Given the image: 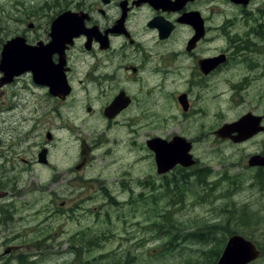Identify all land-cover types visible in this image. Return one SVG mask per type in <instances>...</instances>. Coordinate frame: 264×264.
<instances>
[{
	"label": "flooded vegetation",
	"instance_id": "obj_1",
	"mask_svg": "<svg viewBox=\"0 0 264 264\" xmlns=\"http://www.w3.org/2000/svg\"><path fill=\"white\" fill-rule=\"evenodd\" d=\"M27 1L7 0V7L0 9V62L4 46L11 44L12 48L20 46L33 53L47 54L51 71L32 65L24 66L15 75L0 70V86L14 89L12 93L18 101L22 100L19 90H26L29 102L35 103L59 105L75 98L83 103L90 117L100 114L107 129L118 124L136 139L143 134L141 146L153 157L155 165L156 147L189 146L194 163L189 166L179 163L163 173L156 166L161 178L159 184L154 179L121 180L119 192L127 193L128 199H137L139 195L155 198L156 191H163L169 198L180 195L177 199H184L185 192L180 189L182 185L185 187L183 180L188 170L201 163L194 154L201 143L213 146L230 141L242 145L264 135L263 110L248 108L230 122L251 115L246 125L256 131L250 135L252 130L230 128L231 132L227 129L224 132L227 136L221 137V128L229 122L222 126L207 123L219 111L220 97L229 92V89L220 90L221 82L230 87L232 101L246 90L251 78L256 81L260 78L259 73L264 69V0H46L37 2L39 5L34 8ZM12 11L19 15L11 14ZM66 12L81 26L65 42L55 46L52 24ZM60 72L69 88L66 95L65 90L55 87ZM245 100L243 94L235 106ZM18 101L6 111L13 114ZM50 112L55 117L61 115L58 107L51 106L50 111L24 119L32 121L30 130L45 141L34 144L36 159L22 160L47 169L57 167L53 165L51 147L56 135L51 116L46 117ZM69 119L70 123H63L62 127H68L71 132V116ZM210 136L214 140L210 141ZM4 142L0 135V153ZM134 144L138 146L137 141ZM43 152L44 160L40 158ZM252 156H256L253 161L257 164H249ZM85 162L86 158L77 168ZM262 162L264 151L251 155L247 165L258 175L264 171ZM6 168L0 165V171ZM255 176L250 177L254 185ZM16 179L17 176H10L2 182L9 187ZM61 181L59 175H54L43 188L51 199L60 194L50 186ZM66 182L71 195V167ZM174 184L175 190L171 188ZM139 185L143 189L136 193L134 186ZM107 191L109 195L105 199L119 201L117 194L109 188ZM8 194L0 190V197ZM13 204L0 203V264H39L44 259V245L51 246L52 237L34 238L35 232L47 230L40 223V211L23 213L24 208ZM15 214L23 224L36 221L30 225L35 229L28 234L9 233L17 225ZM93 240L86 247L97 246L98 242ZM73 247L79 248L80 244L74 242ZM50 255L61 256L57 251H51Z\"/></svg>",
	"mask_w": 264,
	"mask_h": 264
},
{
	"label": "rangeland",
	"instance_id": "obj_2",
	"mask_svg": "<svg viewBox=\"0 0 264 264\" xmlns=\"http://www.w3.org/2000/svg\"><path fill=\"white\" fill-rule=\"evenodd\" d=\"M39 1L46 0H28L26 4L34 8L39 5ZM7 5V0H0V9H5ZM11 14L19 15L13 11ZM12 25L15 26L14 23ZM259 75L257 81L251 78L246 90L232 101L230 87L224 81L221 82L220 90L226 92L229 89V92L220 97L219 111L214 112L207 123L222 126L238 119L240 112L248 108L264 111V69ZM12 92L14 89L0 86V135L5 139L0 153V165L7 167L0 171V190L9 192L0 197V203L13 202V207L25 209L23 213L36 209L40 211V223L47 230L35 232L34 238L47 235L45 238L52 237V240L51 246L44 245V259L39 264H100L113 257L121 264L128 257H134L135 264H181L189 259L190 254L197 257L201 252L196 249L205 248L206 245L181 242L175 251L166 256H156L168 245L165 243L166 236L154 230L155 226L166 220L162 215L168 220L171 217L177 221L181 229L195 224L199 227L205 223L215 224L229 216L226 222L239 224L242 231L259 243L262 254L250 264H264V183H259L255 178L256 185L251 184L253 179L250 177L256 174L247 165L251 155L264 151V135L242 145L230 141H220L219 145L213 146L201 143L194 150L201 163L194 170H188V182L180 189L185 192V198L181 203L175 202L170 213V203L178 200L180 195L169 198L171 196L163 191H156L155 198L139 195L132 200L128 199L127 193L119 192V182L127 178L133 181L154 179L156 184L161 181L153 157L141 146L143 134L136 139L126 127L118 124L107 129L100 114L90 117L83 103L75 98L67 104L56 105L51 102H29L26 90L18 91L22 95V100L18 101ZM243 94L245 102L235 106L236 102H241ZM17 101L19 104L14 113L7 112L6 109ZM51 106L58 107L61 115L55 117L50 112L46 116H51L52 131L56 135L51 147L53 165L57 166L47 169L22 160L36 159L37 149L34 144L42 139L45 141L35 135L36 131L30 130L32 121L24 119L50 111ZM70 116L71 132L68 127H62L63 123H70ZM209 139L214 140L212 136ZM136 141L138 146L134 144ZM84 158L85 164L77 168ZM70 167L73 182L71 195L66 182ZM262 174L264 180V171ZM54 175H59L62 181L50 186L60 194L51 199L43 188ZM10 176H17L18 179L7 187L2 180ZM134 187L136 193L143 189L140 185ZM108 188L117 194L119 201L105 199L109 195ZM62 193L69 195L68 198L61 197ZM250 208L261 217L251 216ZM243 211L248 216L242 215ZM18 217L15 214L17 225L10 228L9 233L26 231L24 233L28 234L35 229L30 225L36 221L23 224L22 220L17 221ZM56 232L58 236L54 235ZM89 239L97 241V246L91 244L89 249L86 248ZM74 242H78L80 247H73ZM76 249L78 251L75 253ZM51 251H57L61 256L52 257Z\"/></svg>",
	"mask_w": 264,
	"mask_h": 264
},
{
	"label": "water",
	"instance_id": "obj_3",
	"mask_svg": "<svg viewBox=\"0 0 264 264\" xmlns=\"http://www.w3.org/2000/svg\"><path fill=\"white\" fill-rule=\"evenodd\" d=\"M80 24L76 19H72L69 12L63 13L58 16L52 24V36L55 46L62 44L63 40L70 38L71 33L74 30L80 28ZM15 41V40H14ZM9 45V46H8ZM11 44H6L2 50L0 70L5 72L8 75H15L22 72L24 66H37L41 69H46L51 71L50 63L47 58V54L33 53L30 50H25L18 46L17 48H12ZM18 49V50H17ZM49 56V55H48ZM34 64V65H33ZM9 65V66H8ZM18 69V70H17ZM54 72V71H53ZM42 73V72H41ZM55 73V72H54ZM60 72L59 77L57 78V83L55 84L57 89L65 90V95L68 93V85L65 80L64 75ZM8 79V78H7ZM59 84V85H58ZM126 103V102H125ZM251 115H245L241 118L240 121L225 125L220 131V136H227L224 134L226 130L232 128L235 130V127L241 126L240 131L247 129L252 130V126H246L247 118ZM259 120V118H257ZM258 123V122H257ZM264 128V127H263ZM256 130H252L250 134L254 133ZM231 132V131H230ZM162 144V143H161ZM156 160L158 165L159 172H165L171 167L176 165L178 162H181L184 165H191L194 163L191 160V155H186L189 150V146L184 148H173V147H156ZM181 149V150H180ZM45 152L40 154L42 160ZM254 157L252 156L249 160L250 165H254L257 162L253 161ZM185 161V162H184ZM264 164V162H262ZM260 255V250L257 248L256 244L251 240L240 234H234L229 237L224 247L222 254L220 255L217 264H249L252 261L256 260Z\"/></svg>",
	"mask_w": 264,
	"mask_h": 264
},
{
	"label": "trees",
	"instance_id": "obj_4",
	"mask_svg": "<svg viewBox=\"0 0 264 264\" xmlns=\"http://www.w3.org/2000/svg\"><path fill=\"white\" fill-rule=\"evenodd\" d=\"M184 178L186 180L184 179L183 181L188 182V178L187 177H184ZM255 178H257V181L259 183H264L263 174H258L255 176ZM176 186L178 189L180 188L178 185ZM172 188H174L175 190V184L172 185ZM156 201H158V199H156ZM175 202L181 203L183 202V200L178 199L170 203L169 209H168L170 213H172L170 209L174 208V205L176 204ZM155 208L157 207L155 206ZM249 212L251 216L252 215L260 216V214L257 211H252L251 208L249 209ZM242 215H247V214L243 211ZM162 217L165 218L166 220H164V222L160 224L159 226L157 227L155 226L154 230L156 232H159L160 235L166 236L167 240L165 243H167L168 245L164 247L165 249L163 252L157 253L156 255L157 257H160L161 255L166 256L167 254L175 251L178 246H181V242H187V243H192V244L198 243L200 245L201 244L206 245V247L197 248L196 250L200 251L201 253L197 257H193L190 254L189 259L187 261L181 262V264H216L225 247L227 239L232 234H235V233H240V234H243L249 237L259 246L258 241L254 239V237H251L248 234H246L244 231H242V229H240L239 224L231 225L229 222H226L229 216H226L224 220L217 222L215 224L205 223V224H202L200 227L197 224H195L193 226L184 227L183 229H181L177 221L172 220L171 217L169 220L163 215ZM241 218L244 219L243 217ZM157 224L158 223H156V225ZM167 250L170 252H167ZM103 262L104 261H101L100 264H121L119 261L115 259V257H113L108 262H105V263ZM131 262H133L134 264L136 263L134 257L125 258L123 264H133Z\"/></svg>",
	"mask_w": 264,
	"mask_h": 264
},
{
	"label": "bare ground",
	"instance_id": "obj_5",
	"mask_svg": "<svg viewBox=\"0 0 264 264\" xmlns=\"http://www.w3.org/2000/svg\"><path fill=\"white\" fill-rule=\"evenodd\" d=\"M228 239H229V238H228ZM228 239H227V240H228ZM256 245H257V244H256ZM257 246H258V245H257ZM258 247H259V246H258Z\"/></svg>",
	"mask_w": 264,
	"mask_h": 264
}]
</instances>
